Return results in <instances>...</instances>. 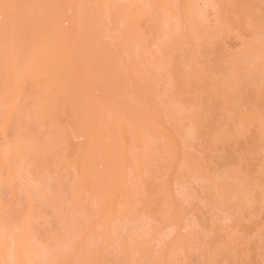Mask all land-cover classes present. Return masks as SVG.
Returning a JSON list of instances; mask_svg holds the SVG:
<instances>
[{
    "label": "rangeland",
    "instance_id": "374dc122",
    "mask_svg": "<svg viewBox=\"0 0 264 264\" xmlns=\"http://www.w3.org/2000/svg\"><path fill=\"white\" fill-rule=\"evenodd\" d=\"M0 264H264V0H0Z\"/></svg>",
    "mask_w": 264,
    "mask_h": 264
}]
</instances>
